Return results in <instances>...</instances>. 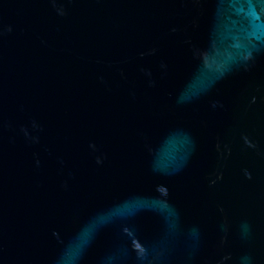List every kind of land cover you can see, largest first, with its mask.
<instances>
[{
	"label": "water",
	"instance_id": "water-1",
	"mask_svg": "<svg viewBox=\"0 0 264 264\" xmlns=\"http://www.w3.org/2000/svg\"><path fill=\"white\" fill-rule=\"evenodd\" d=\"M0 264H264V0H0Z\"/></svg>",
	"mask_w": 264,
	"mask_h": 264
}]
</instances>
